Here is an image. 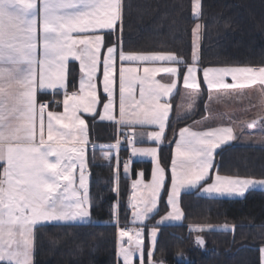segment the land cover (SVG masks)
<instances>
[{"label": "snow or ice", "instance_id": "snow-or-ice-1", "mask_svg": "<svg viewBox=\"0 0 264 264\" xmlns=\"http://www.w3.org/2000/svg\"><path fill=\"white\" fill-rule=\"evenodd\" d=\"M123 0H0V262L35 264V237L48 224L80 225L91 221L94 200L90 192L89 125L84 114L111 122L131 157H149L154 165L151 181L132 182L128 207L129 227L120 226L119 168L111 188L118 227V255L122 264H164L154 259L159 250L160 226L184 217L182 191L198 190L206 198H246L251 191H264V172L222 175L218 150L234 141L231 124L217 126L194 121L175 124L196 114L195 98L213 92L259 84L264 87V67H203L202 25L192 29L191 61L173 51L125 50L123 45ZM193 18L202 16L201 0H193ZM115 38L111 43L107 35ZM71 62H78L80 76L73 82ZM202 72V78L198 76ZM164 74L167 79L157 78ZM192 102L183 113L169 98L179 91L178 79ZM231 78L232 83L227 82ZM138 86V95H137ZM69 87L76 89L69 91ZM102 89L103 95L100 94ZM51 90V91H49ZM62 92V101L55 100ZM40 95H52L41 101ZM62 105L63 111L54 110ZM102 106V112L98 110ZM209 120L215 122L209 105ZM204 118H202L203 120ZM264 125V117H259ZM257 123L252 120L248 126ZM172 128L173 139L166 130ZM152 128V131L138 129ZM150 142L155 146L137 147ZM174 144L170 165L161 163L162 144ZM103 152L113 159L112 148ZM119 165V160L117 157ZM131 159L123 162L127 176ZM170 169V184L168 172ZM211 181V182H209ZM139 189V191H138ZM166 194V201L163 195ZM170 211L145 232L147 221L159 205ZM214 225L196 224L191 231L214 230ZM224 230L231 226L224 225ZM125 238H127L125 240ZM147 239V242H146ZM197 246L205 244L201 235ZM264 264V246L259 248ZM175 258H186L183 253Z\"/></svg>", "mask_w": 264, "mask_h": 264}, {"label": "trees", "instance_id": "trees-1", "mask_svg": "<svg viewBox=\"0 0 264 264\" xmlns=\"http://www.w3.org/2000/svg\"><path fill=\"white\" fill-rule=\"evenodd\" d=\"M123 3L128 5L123 20L125 50L173 51L190 62L192 29L201 24L203 63L200 68L264 67V0H201L200 18H193V0H123ZM114 38L111 34L106 36L108 43ZM70 68L72 81L78 82L79 65L72 62ZM54 98L62 101L63 95ZM207 98L204 89L203 99L197 101L196 114L175 124L177 131L205 116ZM39 99L50 100L53 96L40 95ZM55 109L61 110L62 105ZM86 118L93 145L116 141L118 128L114 124L101 122L99 116ZM167 136L169 140L173 139L171 127L167 129ZM172 146L165 143L161 147L165 165L170 163ZM218 151L216 159L222 173L255 174L260 178V173L264 172V145L230 143ZM92 153L95 160L90 165V192L94 200L91 221L80 225L53 223L39 228L35 237V264H118V227L113 211L117 196L111 191L116 172L115 158L105 160L100 146L90 149V155ZM142 164L149 176L151 163ZM130 183V177L121 174L120 226L125 222L131 225L127 201ZM181 202L184 220L160 226L155 260H163L164 264H261L259 248L264 246V191H251L244 199H229L206 198L193 190L184 192ZM164 206L165 203L159 212ZM196 224H210L215 228L191 231V226ZM224 225L231 229L224 230ZM196 235L203 236V246L195 244ZM179 253L186 258L174 259Z\"/></svg>", "mask_w": 264, "mask_h": 264}, {"label": "rangeland", "instance_id": "rangeland-1", "mask_svg": "<svg viewBox=\"0 0 264 264\" xmlns=\"http://www.w3.org/2000/svg\"><path fill=\"white\" fill-rule=\"evenodd\" d=\"M212 67H225V66H212ZM227 67H251V66H247V65H242V66H227ZM161 74L158 75V79L160 78ZM198 76L200 78H202V72H198ZM227 82L228 83H232L231 78H227ZM178 86H179V94H181V100L178 103V109L181 111H188V104L192 101L191 98H189L187 90L185 89V87L183 86L182 83V77L178 79ZM205 90L207 91V89L205 88ZM102 89L100 90V94H101ZM174 92H176L174 90ZM102 95V94H101ZM137 95H138V89H137ZM177 95V92H176ZM207 104L209 105L210 109H211V113L213 116L215 117V122H213L212 120H207L205 122V120L207 119V117L204 120L205 124H208L210 126H217L221 123H227V124H231V126L233 127V134H234V141L231 143H238V144H255V145H264V125H261L260 121H259V117H264V87L260 86L259 84L256 85H251L245 88H238L235 90H228V91H219L213 92V96L212 99L210 100L209 97L207 98ZM170 102L173 104V97L169 98ZM198 100H196V106H197V102ZM174 106V105H173ZM56 111L62 112V110H58V109H54ZM98 110L102 112V106H98ZM208 112L205 113V116ZM222 115H221V114ZM222 116V117H221ZM203 117L195 120L197 122H200L199 120H201ZM218 118V119H217ZM221 118V120L219 119ZM227 119V120H226ZM87 120V119H86ZM252 120H256L257 123L252 126L249 127L248 124L252 121ZM194 122V121H193ZM190 123L188 125L185 126H189L193 124ZM182 126V127H185ZM154 129L152 128H148V129H138V131H152ZM167 133V130H166ZM115 143L113 142L112 145H115ZM164 144L161 145V147ZM137 147H149V146H155L154 144H151L150 142H145V143H138L136 145ZM161 147H160V156H161V163L163 165H165L163 163V159H162V153H161ZM174 148L175 145L173 144L172 146V151H171V158H172V154L174 152ZM134 158V162L132 163L130 168H129V172L127 174V176L130 177V185L132 186V182L134 180L137 179H141V177L139 175H137L140 172H143L144 175L142 177V179L145 182H149L151 181L152 178V170H153V163L151 161V158L149 157H141V156H136L133 157ZM117 158H115V163H116V171L117 168H119V172H120V167L117 165ZM143 162H149L151 163V171H150V175L147 176V171H146V167L145 165H143ZM171 162V160H170ZM135 164H138L137 167H134ZM170 165V163H169ZM123 173H124V169H123ZM220 174L225 175L226 173H222L220 172ZM227 175H233V174H227ZM168 183L170 184V169L168 172ZM211 182V181H209ZM90 185H91V178H90ZM119 185H120V180H119ZM139 191V189H138ZM132 194V187L130 189L129 195H128V204H129V198ZM183 194V191H182ZM163 195V199L166 201V194H162ZM182 198V195H181ZM163 205V202L159 205V208L161 210V207ZM181 208L184 212L183 206H182V202H181ZM170 211V208L166 205L164 206V209L159 212V214H157L156 216H154L155 218L148 220L147 223V228L145 229V232L149 231L150 228L155 224V222L157 220L160 219L161 216L166 215V213ZM185 214V213H184ZM115 215V214H114ZM185 217V215H184ZM184 217L182 218V220L180 221H169L166 222L162 225H166L167 223H181L184 220ZM116 216H114V221L116 222ZM130 219L132 220V214ZM130 220V222H131ZM150 224V225H149ZM130 227H136V225H133L131 223ZM159 233H160V229H159ZM127 238H125L126 240ZM36 240V238H35ZM147 242V239H146ZM119 238H118V243H117V258H118V264H122V258L119 257L118 255V248H119ZM34 260H35V255H34ZM2 263V262H0ZM134 264H139V261H135Z\"/></svg>", "mask_w": 264, "mask_h": 264}, {"label": "crops", "instance_id": "crops-1", "mask_svg": "<svg viewBox=\"0 0 264 264\" xmlns=\"http://www.w3.org/2000/svg\"><path fill=\"white\" fill-rule=\"evenodd\" d=\"M72 62L70 61V64H71ZM75 63H77L78 64V62H75ZM80 76V75H79ZM160 78H164L165 80L167 79V77H165L164 76V74H161L160 76H159ZM137 89H138V86H137ZM49 91H51V90H49ZM69 91H72V90H70L69 89ZM177 93H180L179 91H176ZM176 92H175V95L173 96V105H174V108H177L178 109V103H179V101L181 100L180 98H181V94H178L177 95V97H176ZM61 94H62V92H61ZM101 94L103 95V93H102V91H101ZM176 98V101H174V99ZM52 99H50V100H43V101H51ZM196 100H198V98H195V105H196ZM192 102V101H191ZM62 111H63V107H62V109H61ZM183 112H185V111H181V113H183ZM221 114V113H220ZM222 115V114H221ZM87 116H89V114H84V118L85 119H87L86 117ZM207 117V119L205 120V122L208 120V117H209V112L206 114V116H204L203 118L205 119ZM214 118L216 117V116H213ZM222 117V116H221ZM218 119V118H217ZM220 120H221V118H219ZM99 120H100V118H99ZM227 120V119H226ZM200 122H202V123H204V120H199ZM86 122L88 123V121L86 120ZM104 122H107V121H104ZM119 132H120V130L118 129V135H119ZM117 138H118V136H117ZM89 139H90V134H89ZM116 141H117V139H116ZM91 142V141H90ZM113 143V142H112ZM112 143L110 142V143H97V144H95V145H97V146H100V147H102V154H103V152H105V151H108V146L109 145H112ZM115 143V142H114ZM92 144V143H91ZM93 145V144H92ZM111 153H112V157H114V158H117L118 157V155L120 154V151L118 150V149H116V148H112V150H111ZM120 175H119V180H120V178H121V174H124L123 173V168H121L120 167ZM125 175V174H124ZM90 178H91V176H90ZM187 191H193V189H189V190H187ZM184 192H186V191H183V193ZM115 216V215H114ZM116 220V219H115ZM167 224H173V223H167ZM131 225H129V227H130Z\"/></svg>", "mask_w": 264, "mask_h": 264}, {"label": "built area", "instance_id": "built-area-1", "mask_svg": "<svg viewBox=\"0 0 264 264\" xmlns=\"http://www.w3.org/2000/svg\"><path fill=\"white\" fill-rule=\"evenodd\" d=\"M118 138L121 139V146L118 149L120 151V154L118 155L119 165H118V162H117V165L119 167L123 168V162L124 161L131 159V164H132V163H134V158L131 157V147L128 146L126 144V142H124L123 137L121 136L120 132H119ZM125 149H126V151H125V154H124L123 150H125ZM131 164H130V166H131Z\"/></svg>", "mask_w": 264, "mask_h": 264}]
</instances>
